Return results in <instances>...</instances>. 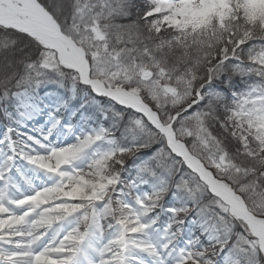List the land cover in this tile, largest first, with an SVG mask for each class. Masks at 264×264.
Returning <instances> with one entry per match:
<instances>
[{
    "label": "snow or ice",
    "instance_id": "obj_1",
    "mask_svg": "<svg viewBox=\"0 0 264 264\" xmlns=\"http://www.w3.org/2000/svg\"><path fill=\"white\" fill-rule=\"evenodd\" d=\"M0 264H264V0H0Z\"/></svg>",
    "mask_w": 264,
    "mask_h": 264
},
{
    "label": "trees",
    "instance_id": "obj_2",
    "mask_svg": "<svg viewBox=\"0 0 264 264\" xmlns=\"http://www.w3.org/2000/svg\"><path fill=\"white\" fill-rule=\"evenodd\" d=\"M103 103H107V101H102ZM81 103V101H75L74 103H73V106H74V108H76V107H79V104ZM88 114L89 115H91V111L89 110V112H88ZM77 119H79V117H77ZM131 167V163H129V168Z\"/></svg>",
    "mask_w": 264,
    "mask_h": 264
},
{
    "label": "rangeland",
    "instance_id": "obj_3",
    "mask_svg": "<svg viewBox=\"0 0 264 264\" xmlns=\"http://www.w3.org/2000/svg\"><path fill=\"white\" fill-rule=\"evenodd\" d=\"M69 118V117H68Z\"/></svg>",
    "mask_w": 264,
    "mask_h": 264
}]
</instances>
